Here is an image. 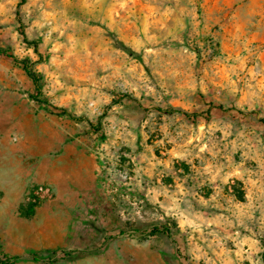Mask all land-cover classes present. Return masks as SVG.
Masks as SVG:
<instances>
[{"label":"rangeland","instance_id":"obj_1","mask_svg":"<svg viewBox=\"0 0 264 264\" xmlns=\"http://www.w3.org/2000/svg\"><path fill=\"white\" fill-rule=\"evenodd\" d=\"M206 1L129 0L124 23L118 24L115 17L98 19L91 3L79 0H0V48L40 74L42 99L74 115L35 100L33 80L0 55L4 249L15 254L19 245L3 236L12 229V212L2 189L10 190L11 199L20 174L35 173L46 155L67 150L97 157L93 179L78 176V183L88 187L80 196L104 201L106 239L125 247L118 256L126 263L155 264L162 257L164 264H264V238L258 254H203L190 247L192 226L180 224L172 203L158 199L154 178L141 172L148 162L169 157L197 166L217 161L227 168L264 166V92L257 89L264 45L250 42L243 49L239 40L235 46L230 17L227 23L219 21L217 6ZM234 8L226 9L231 14ZM219 104L228 110L217 108ZM234 106L257 113L239 117L229 110ZM156 107L198 112L203 118L193 121ZM154 225L171 227L172 237L132 232ZM181 233L183 251L175 241ZM160 246L164 250L159 255L155 250ZM34 251L43 257L63 256L38 244L19 253L24 259L18 262L47 264L33 261Z\"/></svg>","mask_w":264,"mask_h":264},{"label":"crops","instance_id":"obj_2","mask_svg":"<svg viewBox=\"0 0 264 264\" xmlns=\"http://www.w3.org/2000/svg\"><path fill=\"white\" fill-rule=\"evenodd\" d=\"M79 1L82 4L91 3L98 19L107 21L115 17L118 24L124 23V7L129 4V0ZM207 2L209 6H217L215 12L219 21L226 22L227 17H230L229 21L233 22L235 29L232 32L235 46L239 40L243 49L250 42L264 45V0ZM233 4L235 8L230 14L226 8ZM258 57L263 72L258 75L257 89L263 93L264 50ZM219 105L216 107L219 108ZM222 107L228 110L225 106ZM232 109L233 107L229 108ZM45 164L46 173H41ZM39 166L41 167L33 174L29 170L20 174V181L14 188L11 199L10 190L7 187L2 189L8 192L5 196L10 200L7 211L12 212V229L3 236L19 245L15 248V254L4 249L2 244L3 251L9 255H20L29 246L40 244L46 246V252L53 251L56 255L63 252L74 253L69 259L63 260L62 264H129L118 256L126 252L125 247L116 244L113 238L106 239L110 232L105 216L108 209H104V201L80 196V191L88 187L78 183L79 177L84 173L93 179L99 166L97 157L84 151L64 150L58 154L46 155V162ZM141 172L142 176L154 178L158 199L165 205L172 203L171 208L177 213L180 224L192 226L190 247H197L198 252L203 254L262 253L264 166L254 170L235 166L227 168L218 161L215 164L205 162L197 166V163L179 162L169 157L148 162V166L143 167ZM30 179L37 182L29 186L27 182ZM39 184L51 186L54 195L40 202L32 200L31 189ZM3 205L4 202L0 201V215L4 212ZM184 205L187 207L185 213L182 212ZM30 221L40 224L32 226L29 225ZM197 231L202 234H199L200 240L195 242ZM182 238V233L175 237L177 249L181 251ZM143 248L144 251L148 250L147 247ZM163 250L160 246L155 252L160 255ZM181 263L188 264L184 260ZM181 263L178 261V264ZM155 264H164L163 258L157 259Z\"/></svg>","mask_w":264,"mask_h":264},{"label":"trees","instance_id":"obj_3","mask_svg":"<svg viewBox=\"0 0 264 264\" xmlns=\"http://www.w3.org/2000/svg\"><path fill=\"white\" fill-rule=\"evenodd\" d=\"M23 2H25V0H21V3H23ZM33 44H35V43H33ZM35 48L37 49L36 44H35ZM0 55L8 57L9 59H11L13 61V63L15 65L23 68L25 70V72L27 73V75L33 80V82L36 86V94L32 95V97L35 100H37L41 103H45L46 105H49L51 108L58 110L60 114L68 115L69 117L73 118L74 115H72L68 111H66L64 109H57L48 100L42 99L40 97L41 96V87H42L41 86V76L39 73H37L33 69V66L31 64H29L27 61L18 59L15 55H13L12 53H10L8 50H5V49L0 48ZM218 107L221 109L223 108L220 105ZM233 109L235 110L236 108L233 107ZM156 110L160 111V112H165L167 114L179 113V114H182L183 116H185V117H187L193 121H197L202 116V113H198V112L190 113V112L185 111V110L180 109V108L163 109L161 107H156ZM236 111L241 116H247L250 114H256L257 113L256 111H248L247 112V111L242 110V109H236ZM78 120H83V118H78ZM260 121L262 123H264V118H260ZM132 232L141 233V234L148 233L149 235H156L157 234V235L167 236L169 238L172 237V229H171V227H169L167 225H154L148 229H133ZM124 233L125 232H121V234H124ZM52 254L56 255V252H52ZM30 257L33 261H36V262L45 261L47 264H56V263L60 262V260L63 261V260H66V259H69L70 257H72V253L63 252V256H61L60 258H53L51 256L43 257L39 253L34 251V252L30 253ZM23 259L24 258L22 256L9 255V254L5 253L3 251L2 245L0 243V264H12V263H16L18 261H21Z\"/></svg>","mask_w":264,"mask_h":264},{"label":"built area","instance_id":"obj_4","mask_svg":"<svg viewBox=\"0 0 264 264\" xmlns=\"http://www.w3.org/2000/svg\"><path fill=\"white\" fill-rule=\"evenodd\" d=\"M30 193L32 200L40 202L51 198L54 195V190L49 185L39 184L34 186Z\"/></svg>","mask_w":264,"mask_h":264}]
</instances>
